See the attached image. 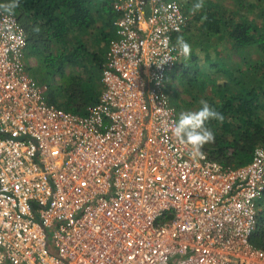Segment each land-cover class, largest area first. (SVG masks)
<instances>
[{
    "label": "built area",
    "instance_id": "built-area-1",
    "mask_svg": "<svg viewBox=\"0 0 264 264\" xmlns=\"http://www.w3.org/2000/svg\"><path fill=\"white\" fill-rule=\"evenodd\" d=\"M114 10L102 91L83 115L48 101L24 25L0 12V264H264V146L226 165L170 130L182 3Z\"/></svg>",
    "mask_w": 264,
    "mask_h": 264
},
{
    "label": "trees",
    "instance_id": "trees-1",
    "mask_svg": "<svg viewBox=\"0 0 264 264\" xmlns=\"http://www.w3.org/2000/svg\"><path fill=\"white\" fill-rule=\"evenodd\" d=\"M3 1L0 0V4ZM205 3L208 5L195 15L190 14V6H184L188 24L184 31L174 36L175 42L176 37L182 34L190 43L192 37L188 31L193 23L206 15L207 19L201 21V31L209 38L226 35L236 47L258 44L264 51V30L259 25L242 15L239 18L236 15L225 16L213 1ZM19 8L23 16L17 17L27 32L26 60L29 54L41 50L44 41L61 44L56 55L49 52L43 60L53 75L61 79V83L53 88L45 83L48 101L73 113L85 114L89 105L98 102L102 91L101 75L106 60L104 47L113 37L110 30L117 17L114 0H19ZM88 42H91L90 46ZM199 45L206 52L200 55L195 45L191 48V56L184 57L170 74L180 69L182 73L191 72V82L199 81L201 74L208 75L209 79H214L216 73L227 76V80L220 84L224 93L223 104H212L224 120L222 123L214 119L206 122V127L215 134V142L206 144L202 150L223 164L245 165L252 160L256 147L264 146V59L249 69L233 72L223 65L218 52L212 54L209 47L203 43ZM42 50H46L45 45ZM67 63L73 67L69 75L65 71ZM76 69L86 70L87 75ZM172 102L179 109L180 116L184 110L175 95ZM259 204L253 242L264 247V196Z\"/></svg>",
    "mask_w": 264,
    "mask_h": 264
},
{
    "label": "rangeland",
    "instance_id": "rangeland-1",
    "mask_svg": "<svg viewBox=\"0 0 264 264\" xmlns=\"http://www.w3.org/2000/svg\"><path fill=\"white\" fill-rule=\"evenodd\" d=\"M183 7L192 6L196 0H179ZM205 1H213L218 5V10H221L225 16L236 15V18L242 16L246 17L253 23L259 25L262 30H264V0H241V3L238 0H205ZM10 1H3V3H8ZM208 3H205V7ZM240 7V9H239ZM17 16H23L20 8L17 7L14 11ZM239 12V13H237ZM191 18V15H190ZM201 21H196L192 24V28L188 31V34L192 37L190 41L191 48L197 45V49L199 50L200 55H203L206 52L205 48H201L199 45L203 43L207 47H209L210 52L212 54L219 53L220 59L223 61V65L226 68H229L230 71H239L243 69H249L253 64L262 62L264 59V51L258 44H253L245 47H236L234 45V41L228 38L226 35H218L208 37L204 33H202L201 29ZM38 26V25H36ZM36 28H34L35 30ZM42 42V41H41ZM91 42H88L90 46ZM43 45L46 46V50H42ZM41 50L35 51L32 54L28 55L27 64L30 75L40 84H49V87L53 88L61 83V79L58 75L54 74L48 69L44 63V56H46L49 52H52L54 55L61 49V44H57L53 41L42 42ZM28 48H26L27 52ZM39 50V49H38ZM89 67L90 64L87 62ZM189 66L192 67L190 63ZM82 72L83 75H87V71L84 69H76ZM66 74L69 75L73 72V67L67 63L65 68ZM81 73V74H82ZM201 73H203L201 71ZM224 74V73H223ZM227 77V76H226ZM224 75L216 73L214 79H209L208 75L201 74L199 76V81L191 82V72L182 73V70L174 71V73L170 74L167 80V91L171 97L173 95L176 96V99L181 104L182 110L185 111H196L201 105L199 101L204 99L208 101L210 106L212 104L219 105L224 102V93L223 88L220 86L223 83V80H227ZM100 82V81H99ZM97 86V80L95 81ZM51 91L47 94L49 95ZM57 102V101H56ZM173 103V102H172ZM90 106V105H89ZM177 108V106L175 105ZM213 107V106H212ZM214 108V107H213ZM179 111V109L177 108ZM179 116V115H178ZM264 233V224L262 225ZM261 233V232H260ZM259 241V240H258Z\"/></svg>",
    "mask_w": 264,
    "mask_h": 264
},
{
    "label": "clouds",
    "instance_id": "clouds-1",
    "mask_svg": "<svg viewBox=\"0 0 264 264\" xmlns=\"http://www.w3.org/2000/svg\"><path fill=\"white\" fill-rule=\"evenodd\" d=\"M17 7H19V0H10L8 3L0 4V12L12 15ZM204 8L205 0H196L189 9V12L191 15H195L200 13ZM206 19V15L201 17L202 22ZM176 45L179 48L180 55L185 58L191 56V45L185 40L184 35L181 34L176 37ZM167 60L168 58L162 63L167 62ZM199 104L201 107L196 111L182 112L178 121L170 130L172 135L182 144L191 145L194 154L202 155V148L208 143L215 142V134L206 127V122L214 119L222 123L224 116L204 99H201Z\"/></svg>",
    "mask_w": 264,
    "mask_h": 264
},
{
    "label": "crops",
    "instance_id": "crops-1",
    "mask_svg": "<svg viewBox=\"0 0 264 264\" xmlns=\"http://www.w3.org/2000/svg\"><path fill=\"white\" fill-rule=\"evenodd\" d=\"M111 31V35H115V29H114V27H112V29L110 30ZM97 37V36H96ZM104 50H105V53H106V51L108 50V44L107 45H105V47H104Z\"/></svg>",
    "mask_w": 264,
    "mask_h": 264
}]
</instances>
